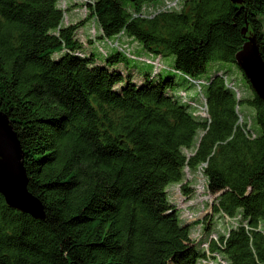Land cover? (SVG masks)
<instances>
[{
  "label": "trees",
  "instance_id": "16d2710c",
  "mask_svg": "<svg viewBox=\"0 0 264 264\" xmlns=\"http://www.w3.org/2000/svg\"><path fill=\"white\" fill-rule=\"evenodd\" d=\"M169 1L86 0L89 15L64 24L79 5L0 0V111L46 213L15 209L0 192V264H264V102L236 61L250 37L264 59V0ZM92 20L101 34L88 44L77 32ZM123 36L150 52L141 80L135 54L100 46L102 61L84 49L130 46ZM211 61L237 64L252 94L226 71L202 78ZM184 94L203 105L201 95L208 116ZM186 169L205 177L214 213L238 220L227 238L193 241L203 220L183 223L168 192H196Z\"/></svg>",
  "mask_w": 264,
  "mask_h": 264
},
{
  "label": "rangeland",
  "instance_id": "374dc122",
  "mask_svg": "<svg viewBox=\"0 0 264 264\" xmlns=\"http://www.w3.org/2000/svg\"><path fill=\"white\" fill-rule=\"evenodd\" d=\"M86 0H61L60 5L62 7H67V5L73 4V6L79 5V8H70L66 10L64 24H70V23H76L81 22L86 18V16L89 15V11L86 12V9H82L84 3ZM164 1V0H163ZM79 4H75V3ZM83 3V4H82ZM162 3V1H161ZM128 7L130 9H133L131 3H127ZM151 5V4H150ZM146 9H148L150 7ZM167 5L165 2L164 6ZM85 6V5H84ZM158 7H153L151 9H148V11H154ZM94 23L92 21H88L84 23L82 27H80L78 33V37L85 41L86 43H90L91 39H96L101 34V28L99 25V22L95 24L96 30L94 29ZM95 33L97 35L96 38H94ZM115 39V38H113ZM121 42H126V40L121 39ZM137 42V47L130 44V46H112L113 48H124L125 51L131 52L137 56V59L131 60L132 68L135 70V79L141 80L140 78H143V75L147 71H151L150 67L151 64L141 60V57H151L150 52L144 48V46L139 42ZM136 45V44H135ZM103 46L106 49L108 46L107 44L99 43L98 44H90L88 46H85L84 49L86 52L94 51L97 56L100 57L102 61H104V55L100 51L99 47ZM55 57H59L60 53H56L54 55ZM175 56L169 55L162 57V62L165 65L172 66L174 62ZM162 65L161 62L159 63V66ZM221 71L229 75L230 78H234L237 83L240 84V87L243 91L244 98L249 97V95L252 94V90L250 87V84L248 83L247 79L244 76V73L240 69V67L233 63V62H226V61H211L208 63V69L206 74L202 78H208L209 76L215 74V72ZM168 75L167 71L163 72V76L165 77ZM179 79L180 76H177ZM197 94H201L198 90ZM241 95V94H240ZM193 97H197L198 101L204 102L203 99H201V95H193ZM241 110L253 117L254 120V126L255 128H258L257 118H256V108L250 104L249 102L245 101L241 104ZM201 115H204L202 112H204L203 109L198 110ZM205 116V115H204ZM186 181L190 182L191 187L196 190V192L191 193L189 196L188 194H185V192L181 189V184H173L168 188V192L170 195V199L173 203H175L180 210V216L183 223H189L194 221H200L203 220V224H196L192 227L191 231V237L193 241L196 243L198 241H213V240H219L221 235H225L227 238L229 236V233L233 227H237L239 224L238 220H232L227 218L223 214L214 213L212 210V205L215 202L216 195L209 193L205 188L203 189L202 185L205 182V177L199 172V173H192L190 170L186 169V175H185ZM206 243V242H205ZM208 243V242H207ZM200 247L202 246V243L198 244ZM205 245V244H204Z\"/></svg>",
  "mask_w": 264,
  "mask_h": 264
},
{
  "label": "water",
  "instance_id": "95a60500",
  "mask_svg": "<svg viewBox=\"0 0 264 264\" xmlns=\"http://www.w3.org/2000/svg\"><path fill=\"white\" fill-rule=\"evenodd\" d=\"M240 3L242 0H232ZM236 61L243 69L253 89L264 102V59L254 37H250L238 52ZM0 192L7 203L35 218L45 219L41 200L28 190V177L23 163V151L9 120L0 111Z\"/></svg>",
  "mask_w": 264,
  "mask_h": 264
},
{
  "label": "bare ground",
  "instance_id": "6f19581e",
  "mask_svg": "<svg viewBox=\"0 0 264 264\" xmlns=\"http://www.w3.org/2000/svg\"><path fill=\"white\" fill-rule=\"evenodd\" d=\"M178 3H179V0H173V1H169V2H167V8L169 7H174V6H177L178 5ZM108 45L110 46V47H112V46H116L117 47V42H111V43H108ZM121 50H124L125 51V49L124 48H120ZM233 89H234V91H236V93H237V95L239 96L240 95V90L236 87V85H233L232 84V86H231ZM184 98H185V100H187L188 102H190V103H192V104H194V105H198V106H200V109H203L204 110V112H202L205 116H208V107H207V105H206V101L204 100V104L203 105H199V104H197V103H195V102H192L190 99H188L186 96H185V94H184ZM199 113V112H198ZM205 186H206V182H204V184L202 185V187H203V189L205 188ZM227 218H229L227 215H225ZM230 219V218H229ZM221 257V256H220ZM219 260V259H218ZM220 262H222V264H227V262L224 260V259H221L220 258V260H219ZM208 262L206 261V264H207ZM209 263H212L211 262V260H209Z\"/></svg>",
  "mask_w": 264,
  "mask_h": 264
},
{
  "label": "crops",
  "instance_id": "0c3cea01",
  "mask_svg": "<svg viewBox=\"0 0 264 264\" xmlns=\"http://www.w3.org/2000/svg\"><path fill=\"white\" fill-rule=\"evenodd\" d=\"M123 40H126L125 43H131L133 46L137 47V43H136V41L133 38H131V37L130 38H126V37L123 36Z\"/></svg>",
  "mask_w": 264,
  "mask_h": 264
},
{
  "label": "built area",
  "instance_id": "2783aa9c",
  "mask_svg": "<svg viewBox=\"0 0 264 264\" xmlns=\"http://www.w3.org/2000/svg\"><path fill=\"white\" fill-rule=\"evenodd\" d=\"M117 47H119V44H118V42H117ZM230 86H232V83L231 84H229ZM206 101V100H205ZM241 121H242V119H241ZM233 220V219H232ZM206 246H207V249H208V245L206 244Z\"/></svg>",
  "mask_w": 264,
  "mask_h": 264
}]
</instances>
